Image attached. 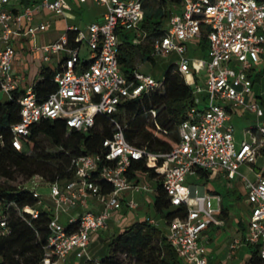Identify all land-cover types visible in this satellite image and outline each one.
Returning <instances> with one entry per match:
<instances>
[{"label":"built area","instance_id":"obj_1","mask_svg":"<svg viewBox=\"0 0 264 264\" xmlns=\"http://www.w3.org/2000/svg\"><path fill=\"white\" fill-rule=\"evenodd\" d=\"M69 1L77 4L93 2L105 8L100 22L89 24L85 31L76 27L66 30L76 32L77 47L67 44L66 35L52 44L41 47L43 60L51 54L64 52L61 70L54 76L56 89L40 102L32 86L26 88L19 99V121L11 127L12 147L22 148L21 136L30 127L43 120L61 121L67 131L87 133L95 125L97 115L106 116L112 134L104 139L102 155H83L71 160L74 179L47 184L54 204L48 228L50 236L44 246L42 264H55L73 253L84 258L91 236L106 225L113 212L121 209L123 194L130 191L149 192L146 185L129 180L125 173L133 161L144 160L161 177L162 188L172 207L186 206L184 218L168 223L166 241L184 264H206V249L200 244L202 232L210 225H222L217 215L221 199L215 196L217 207H212V197L199 188L186 185V178L197 171H221L226 179L238 175L241 164H252L258 155L264 157L263 108L255 101L248 102L252 92L251 71L264 51V0H178L162 35L147 37L140 27L145 0H40L33 8L21 14L8 9L10 0H0V94L7 99L17 89L18 79L12 72L15 50L12 38L20 35L23 19L30 22L33 13L45 8L57 17H66ZM47 22L29 26L23 33L33 37L49 28ZM130 33L134 45L151 40L152 58L166 57L172 53L179 57L176 65L179 74L191 87L194 102L186 119L178 126V145L167 153L153 154L145 148L129 144L122 125L114 118L119 106L128 99L143 93L160 90L161 81L134 72L128 80L119 66L121 41L118 33ZM205 37L206 58L190 61L186 57L187 45ZM86 46V59L80 57L81 46ZM205 72L201 84L194 75ZM243 108L255 114L257 122L251 141L236 148L226 108ZM150 118L156 116L150 110ZM102 162V165L99 164ZM97 179L111 187L101 193ZM246 190L249 221L244 237L245 245L255 246L258 257L264 260V176L252 182L242 178ZM33 197L40 196L33 190ZM94 199L101 205L97 213L83 212L69 224L76 227L67 231L60 214ZM9 206L15 207L13 203ZM133 210L136 204L126 202ZM1 209V204H0ZM24 212L37 216L35 209L26 207ZM0 211V238L8 233ZM238 242L232 245L234 250Z\"/></svg>","mask_w":264,"mask_h":264},{"label":"trees","instance_id":"obj_2","mask_svg":"<svg viewBox=\"0 0 264 264\" xmlns=\"http://www.w3.org/2000/svg\"><path fill=\"white\" fill-rule=\"evenodd\" d=\"M24 7L36 0H21ZM178 0H145L144 13L140 27L147 37L162 35ZM67 44L79 46L74 42L76 32L66 30ZM121 41L119 66L124 76L131 80L136 72L135 61H153L150 41L134 45L130 33H118ZM201 41H205V37ZM43 68L32 85L37 99L42 102L55 91L54 76L61 70ZM160 90L143 93L135 99L125 100L118 108L114 118L122 125L125 140L138 148H145L153 154L167 153L178 145V126L186 119L187 111L193 106L194 96L191 87L179 74L177 66L170 65L161 80ZM23 91L14 90L9 99L0 101V204L2 217L8 233L0 238V264H42L44 246L50 236L48 222L50 214L35 208L38 199L26 187L12 186L9 183L16 175L25 181L39 177L44 183L64 184L74 179L75 171L71 160L83 155H102V142L112 134L108 117L97 115L95 125L87 132L67 131L61 121L43 120L30 127L26 136H21V150L11 145V127L19 121V99ZM155 110L156 116H149ZM43 141L49 145L47 151ZM102 165V162L99 164ZM146 175L155 181L153 210L168 224L175 218H184L186 206L172 207L162 188L161 177L144 160L133 161L125 175L133 180L138 175ZM201 177L207 172L197 171ZM101 193H108L111 187L97 179ZM13 203L15 207L9 206ZM28 207L35 209L36 217L24 212ZM227 208L222 205L219 218L226 216ZM77 221V220H76ZM67 223V231L76 227ZM82 264H182L181 259L165 236L147 222L134 223L110 237L108 252L98 261L86 260ZM246 264H264L258 257L255 247Z\"/></svg>","mask_w":264,"mask_h":264},{"label":"crops","instance_id":"obj_3","mask_svg":"<svg viewBox=\"0 0 264 264\" xmlns=\"http://www.w3.org/2000/svg\"><path fill=\"white\" fill-rule=\"evenodd\" d=\"M39 1L40 0H36V2L32 3L31 5L24 7L23 10L29 7L33 8V6L37 5ZM88 3L93 4V2ZM69 5L71 10V6L74 5V3L72 1H69ZM100 7L105 9L103 6ZM8 9L13 13L21 14L20 11L13 8L10 3ZM33 14V19L30 22H27L25 19H23L20 35L12 38L15 57L11 69L15 77L18 79L16 90L23 92L26 88L31 87L36 82L37 76L41 69H52L50 67L51 64H53V69H56L64 58L62 52L54 53L50 55L48 61H44L41 47L57 42L60 37L66 33L67 27H76V25H74L73 23H68L66 17H57L45 8H39L38 10H35ZM103 15L104 13L99 15V22L102 20ZM66 16L70 19V21L73 19L71 14H69L68 12ZM42 22H47L50 25L46 31L37 32L34 38L23 35L24 31L29 26H35ZM188 45L195 47V50L197 49V51H199L201 56L199 60L206 58V40L199 41L197 43H190ZM195 50H192V52H195ZM260 59L261 63H257L254 69L251 71L250 78L252 80L253 86L250 96L247 97V101L257 102L264 111V71L262 69V66L264 65V51L261 54ZM201 73H203V77L200 76ZM194 78L198 82L200 81L201 84H204L206 78L205 72H198L194 75ZM4 99H6V97L3 94H0V101H3ZM226 112L228 115V120L225 123V126L231 128L236 148H239L243 142L249 143L251 141L257 122L255 114L243 108H230L228 106L226 108ZM259 121L264 123V114L262 118L259 119ZM213 172L217 175H222L226 179L223 172ZM207 176L201 177L196 174L189 177L206 179ZM261 176H264V157L262 155H258L255 162L252 164H241L239 166L238 175L230 181L239 180L242 198L238 195H236L237 197L231 196L236 192L233 188L227 191V197H231L230 200L233 209H230L229 207L224 205L222 203L223 200L219 195L210 191H205L204 186L186 184L189 187L199 188L201 192H204L205 194L211 196L212 200L215 201V206L213 207L212 205L213 208L217 207V202L214 199L215 196H218L221 199L220 212L222 205L227 208L226 216L219 218L218 215L220 214V212L217 215V218L222 222V225L208 226L202 232L199 240L200 244L205 247L207 255L208 253L211 255L213 252H216L219 257V264H221L222 262H226V260H232L236 264H240V261L246 264L250 258V252L248 250L249 245H245L244 243V237L249 221V212L248 203L246 201V190L242 178L254 182ZM133 181L139 185L148 186L150 191H130L123 194L121 209L118 212H114V214L119 215L120 219H118L117 221L120 224L121 230L134 223L145 221L147 222V224L155 227L156 229L161 231L163 235H165L168 230V224L160 215L156 214L153 210L155 181L147 178L146 175L142 174L138 175V177L133 179ZM128 201H133L136 204L135 209L130 210L127 208L126 202ZM35 208L41 210L36 206ZM100 210V203H98L94 199H90L85 204V206L78 205L77 207L60 214L59 222L65 226L69 222V220L77 218L83 212L97 213ZM65 222L66 224H64ZM106 227L107 222L103 229L91 236L90 243L87 248L86 257L76 258L75 255L71 253L65 258V262L57 261L55 262V264H82L84 261L81 262V259H85V261H98L101 256L105 255L108 252V243L110 237L113 235L110 233L104 235L103 232L106 230ZM235 242H238V244L233 250L231 247ZM182 264L184 263L182 262Z\"/></svg>","mask_w":264,"mask_h":264},{"label":"rangeland","instance_id":"obj_4","mask_svg":"<svg viewBox=\"0 0 264 264\" xmlns=\"http://www.w3.org/2000/svg\"><path fill=\"white\" fill-rule=\"evenodd\" d=\"M71 3V2H70ZM10 5L13 6L16 10H19L20 13L23 11V4L21 0H10ZM69 14L73 17V19L70 21V19L66 16V20H68V23H73L76 25V28L80 31H85V27L91 24L92 22H99L98 18L100 14L105 13V9L100 7L97 4L92 3H86V4H77L74 3V5L71 6V10L68 11ZM100 19V18H99ZM166 25V23H165ZM192 50H195V47H192L191 45H187V51H186V57L189 58L190 61H198L201 56L199 51L197 49L195 52H192ZM63 56H65V53L62 52ZM80 57L85 58L86 55V46L83 44L81 46L80 50ZM153 61H140L139 57H137L135 61V68L136 71L143 74L148 75L151 78H153L155 81H161L163 78L164 73L166 72L167 68L170 65H177L179 62V57L172 53L166 57L161 56H154ZM258 63H261V59L259 58ZM50 67L53 69V64L50 65ZM262 69L264 71V65L262 66ZM200 76L203 77V73L200 74ZM43 145L47 151H51L49 145L46 143V141H43ZM208 176L206 179H197L194 177H188L186 180V184L190 185L193 184L195 186H204L205 191H210L212 193H215L219 195L222 200L223 204L229 207L230 209H233V206L231 205V197H227V191H229L231 188H233L236 192L234 195H238L242 198L241 194V187L239 180L237 181H230L225 179L222 175L216 174L214 172L208 171ZM3 181L2 178H0V182ZM12 186L17 187H26L30 190L35 191L39 196L40 199L38 203L36 204V207L49 213L50 215L54 211V204L49 196L50 188L49 186L44 183L39 177H32L30 180L25 181L21 176L16 175L13 181L9 183ZM155 185V184H154ZM213 207L215 206V201L212 200ZM119 215L114 214V212L111 214L110 219L107 221V227L106 230L103 232L104 235L106 234H117L121 231L120 224L118 223ZM66 224V222L64 223ZM255 249V246H249V252L251 253L252 250ZM207 263L206 264H219V257L216 254V252H213L211 255L208 253L205 256ZM85 261V259H81ZM65 262V259L63 260ZM62 262V263H64ZM221 264H236L232 260H226V262H222ZM240 264H244V262L240 261Z\"/></svg>","mask_w":264,"mask_h":264}]
</instances>
